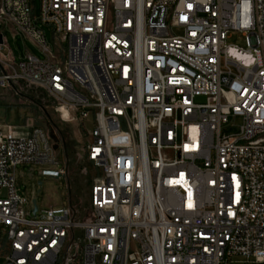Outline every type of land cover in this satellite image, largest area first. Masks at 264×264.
Here are the masks:
<instances>
[{
    "label": "built area",
    "instance_id": "1",
    "mask_svg": "<svg viewBox=\"0 0 264 264\" xmlns=\"http://www.w3.org/2000/svg\"><path fill=\"white\" fill-rule=\"evenodd\" d=\"M0 25L43 54L0 55V91L45 94L89 172L27 211L16 166L67 177L66 145L0 120V264H264V0H0Z\"/></svg>",
    "mask_w": 264,
    "mask_h": 264
},
{
    "label": "rangeland",
    "instance_id": "2",
    "mask_svg": "<svg viewBox=\"0 0 264 264\" xmlns=\"http://www.w3.org/2000/svg\"><path fill=\"white\" fill-rule=\"evenodd\" d=\"M34 13L40 15V0H33ZM45 32L47 42L52 45L55 50L54 39L50 28L47 25L38 22ZM2 25H0V29ZM228 42L240 48L247 50L246 39L240 33L234 31L230 34ZM3 50L1 56L10 61H18L26 51L32 52L42 58L37 47L21 33H15L13 30L3 29ZM62 48H66L63 44ZM1 92V91H0ZM19 96L8 95L3 93L0 95V120H4L11 124L22 125L29 123L30 125L37 124L46 128L48 133L54 138L57 134L54 133V127H58L62 140L65 143L70 163L69 175L57 177L60 165L50 164H19L15 168L16 185L22 191L26 198V209L29 206L33 207V199L39 208L51 205L56 211L65 206L68 202V186L70 191L77 199L82 202L86 191V182L89 177V172L82 173L79 171L81 163H79L80 148L85 141L84 135L78 133L74 124L60 123L57 115L54 112L51 102L45 94H38L33 90L25 91ZM202 97L196 98L197 102H201ZM93 123V117L90 116L86 121V126L90 127ZM241 124V119L236 118L233 125L225 128L224 131L234 133ZM79 134V135H78ZM59 160H63V156L59 155ZM1 242V241H0ZM1 253V250H0ZM0 257V262H1Z\"/></svg>",
    "mask_w": 264,
    "mask_h": 264
},
{
    "label": "crops",
    "instance_id": "3",
    "mask_svg": "<svg viewBox=\"0 0 264 264\" xmlns=\"http://www.w3.org/2000/svg\"><path fill=\"white\" fill-rule=\"evenodd\" d=\"M1 94H3L2 92H0V95ZM2 120V119H1ZM2 121H4V120H2ZM5 123H8V122H6V121H4ZM8 124H11V123H8ZM11 125H13V130H14V132L16 133V134H18V135H27V134H29L30 133V124L29 123H25V118H24V124H23V126L21 125H16V124H11ZM25 128H27L28 129V131H25Z\"/></svg>",
    "mask_w": 264,
    "mask_h": 264
},
{
    "label": "water",
    "instance_id": "4",
    "mask_svg": "<svg viewBox=\"0 0 264 264\" xmlns=\"http://www.w3.org/2000/svg\"><path fill=\"white\" fill-rule=\"evenodd\" d=\"M3 39H2V34L0 32V43H2ZM37 209V204H36V200L33 199V211L35 212V210Z\"/></svg>",
    "mask_w": 264,
    "mask_h": 264
},
{
    "label": "bare ground",
    "instance_id": "5",
    "mask_svg": "<svg viewBox=\"0 0 264 264\" xmlns=\"http://www.w3.org/2000/svg\"><path fill=\"white\" fill-rule=\"evenodd\" d=\"M25 131H28V129H27V128H25Z\"/></svg>",
    "mask_w": 264,
    "mask_h": 264
}]
</instances>
